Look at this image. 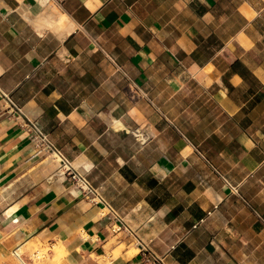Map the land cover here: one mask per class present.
Returning a JSON list of instances; mask_svg holds the SVG:
<instances>
[{
	"label": "crops",
	"instance_id": "1",
	"mask_svg": "<svg viewBox=\"0 0 264 264\" xmlns=\"http://www.w3.org/2000/svg\"><path fill=\"white\" fill-rule=\"evenodd\" d=\"M50 4L0 0V264H264V0Z\"/></svg>",
	"mask_w": 264,
	"mask_h": 264
},
{
	"label": "built area",
	"instance_id": "2",
	"mask_svg": "<svg viewBox=\"0 0 264 264\" xmlns=\"http://www.w3.org/2000/svg\"><path fill=\"white\" fill-rule=\"evenodd\" d=\"M64 2L65 0H50V3H54L56 6H62ZM9 112L16 117H21L22 113L21 107L14 101H11ZM23 126L29 131L30 137L36 145L38 154L43 153L55 156L59 164V168L65 170L68 175H71L78 185H85L86 190H92V186L89 184L86 176L79 172V170L75 167L73 160L66 156L63 151L56 146L53 139L50 138L49 135L44 132L35 121H28L24 123ZM148 260H151V258H148ZM153 261L161 262V259L153 257Z\"/></svg>",
	"mask_w": 264,
	"mask_h": 264
},
{
	"label": "bare ground",
	"instance_id": "3",
	"mask_svg": "<svg viewBox=\"0 0 264 264\" xmlns=\"http://www.w3.org/2000/svg\"><path fill=\"white\" fill-rule=\"evenodd\" d=\"M25 6L26 5L23 2L22 7L26 9ZM49 6L50 7L49 9H47V11L40 9V8L33 9L30 12H28V14L26 15L32 20V23H34L33 25L37 26L41 31L46 30L50 26V23L52 22V17L50 15V12L54 8H57V6L54 3H51ZM36 244L37 243L35 242V245ZM39 246L43 248L44 250L48 249V247L44 245L42 242H40ZM54 250H56V254H55V257L53 258V264H66L65 263L66 250H64L60 245H55ZM39 256H40V259H37V262L35 264H46V262H49L48 257L47 259L44 260L42 254H39ZM22 262L23 264H29L24 258H22Z\"/></svg>",
	"mask_w": 264,
	"mask_h": 264
},
{
	"label": "rangeland",
	"instance_id": "4",
	"mask_svg": "<svg viewBox=\"0 0 264 264\" xmlns=\"http://www.w3.org/2000/svg\"><path fill=\"white\" fill-rule=\"evenodd\" d=\"M38 246L39 245H36L35 248H34V250L37 251V252H34V255H33L35 263L37 262V259H40L39 254H42L44 260L47 259V257H48L49 262H46V264H49V263L53 264V259H51L50 255H49V251H50L49 247H48L47 250H44L43 248H41L40 246L38 247ZM136 250H138V251H136ZM135 251L139 252L140 249L138 247H136V248L133 247V253H136Z\"/></svg>",
	"mask_w": 264,
	"mask_h": 264
}]
</instances>
